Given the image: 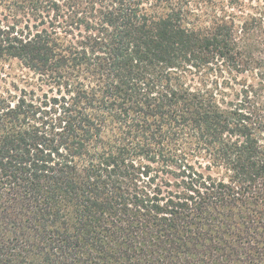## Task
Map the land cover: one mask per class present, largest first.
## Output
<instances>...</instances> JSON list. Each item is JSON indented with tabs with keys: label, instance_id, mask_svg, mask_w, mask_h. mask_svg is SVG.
I'll return each instance as SVG.
<instances>
[{
	"label": "trees",
	"instance_id": "16d2710c",
	"mask_svg": "<svg viewBox=\"0 0 264 264\" xmlns=\"http://www.w3.org/2000/svg\"><path fill=\"white\" fill-rule=\"evenodd\" d=\"M260 2L0 0V264H264Z\"/></svg>",
	"mask_w": 264,
	"mask_h": 264
},
{
	"label": "rangeland",
	"instance_id": "374dc122",
	"mask_svg": "<svg viewBox=\"0 0 264 264\" xmlns=\"http://www.w3.org/2000/svg\"><path fill=\"white\" fill-rule=\"evenodd\" d=\"M260 1L261 4L262 0ZM249 3H252L253 6L256 4L255 1ZM40 85L38 76L24 68L19 62L0 63V94L19 95L20 91H25L27 94L34 92V96L39 97L48 90L47 87L43 86L40 88L42 91H38ZM259 105L258 109L261 112L264 110V95H261ZM199 161L204 163L202 160Z\"/></svg>",
	"mask_w": 264,
	"mask_h": 264
}]
</instances>
